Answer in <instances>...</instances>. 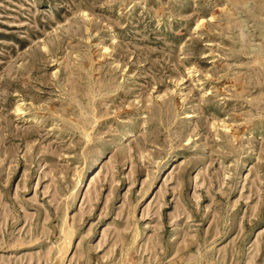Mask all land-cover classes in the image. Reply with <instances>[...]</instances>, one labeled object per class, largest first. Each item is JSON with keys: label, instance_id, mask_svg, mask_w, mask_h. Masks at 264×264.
<instances>
[{"label": "rangeland", "instance_id": "374dc122", "mask_svg": "<svg viewBox=\"0 0 264 264\" xmlns=\"http://www.w3.org/2000/svg\"><path fill=\"white\" fill-rule=\"evenodd\" d=\"M0 264H264V0H0Z\"/></svg>", "mask_w": 264, "mask_h": 264}, {"label": "bare ground", "instance_id": "6f19581e", "mask_svg": "<svg viewBox=\"0 0 264 264\" xmlns=\"http://www.w3.org/2000/svg\"><path fill=\"white\" fill-rule=\"evenodd\" d=\"M69 236H70V235H69ZM66 237H68V235H67ZM64 239H65V238H64ZM68 240H70V238H69ZM68 240H67V241H68ZM68 244H69V243H68ZM64 246H65V245H64ZM65 247H66V246H65ZM60 248H61V247H60ZM67 249H68V248H67ZM67 249H66V250H67ZM63 252H65V251H63Z\"/></svg>", "mask_w": 264, "mask_h": 264}]
</instances>
